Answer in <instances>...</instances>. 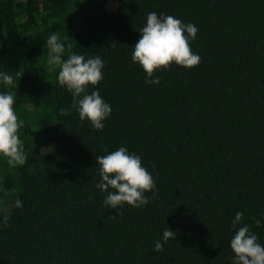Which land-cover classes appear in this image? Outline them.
<instances>
[{
  "label": "trees",
  "instance_id": "1",
  "mask_svg": "<svg viewBox=\"0 0 264 264\" xmlns=\"http://www.w3.org/2000/svg\"><path fill=\"white\" fill-rule=\"evenodd\" d=\"M150 12L198 28L199 65L158 85L131 59ZM53 33L65 58L104 61L102 131L49 71ZM0 71L27 157L0 156V264H231L240 211L264 245V0H0ZM119 147L155 179L146 206L104 207L95 157ZM167 227L175 239L154 252Z\"/></svg>",
  "mask_w": 264,
  "mask_h": 264
},
{
  "label": "clouds",
  "instance_id": "2",
  "mask_svg": "<svg viewBox=\"0 0 264 264\" xmlns=\"http://www.w3.org/2000/svg\"><path fill=\"white\" fill-rule=\"evenodd\" d=\"M139 32L141 35L134 44L131 59L144 71L146 84L158 85L161 78L155 73L167 70L173 64L185 69L199 65L201 57L190 47L197 38L198 28L194 24L184 23L164 13L150 12ZM46 44L49 71L59 69L57 82L76 101L80 119L89 122L95 130L102 131L104 122L112 112L110 103L101 96L98 87L104 78L103 59L98 55L86 58L75 53L65 58L66 44L56 33L47 38ZM15 82L13 75L0 71V85L8 88ZM89 86L93 89L91 92ZM14 104L13 94L0 92V156L7 158L8 164L15 167L24 165L27 157L19 137L23 121L18 119ZM95 158L100 176L96 187L102 194L107 193L103 200L104 207L114 210L125 205L139 208L150 202L146 193L151 192L155 196V179L142 165L140 155L130 152L126 147H119ZM15 206L22 207V202L17 199ZM243 217L242 211L236 212L232 220L234 235L229 243L234 255L231 264H264V245L258 242V236L251 227L243 222ZM3 222L6 226V217ZM255 225L257 228L264 227V216L256 219ZM175 237V231L170 227L165 228L161 239L155 241L153 251H162L164 245Z\"/></svg>",
  "mask_w": 264,
  "mask_h": 264
}]
</instances>
